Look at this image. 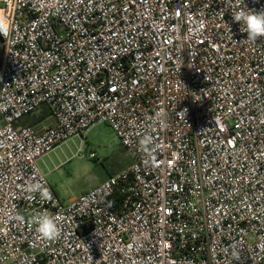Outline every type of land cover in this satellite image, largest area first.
Returning <instances> with one entry per match:
<instances>
[{"label":"built area","instance_id":"obj_1","mask_svg":"<svg viewBox=\"0 0 264 264\" xmlns=\"http://www.w3.org/2000/svg\"><path fill=\"white\" fill-rule=\"evenodd\" d=\"M240 8L264 0H0V264H264V38ZM101 124L131 164L64 203L39 160Z\"/></svg>","mask_w":264,"mask_h":264},{"label":"rangeland","instance_id":"obj_2","mask_svg":"<svg viewBox=\"0 0 264 264\" xmlns=\"http://www.w3.org/2000/svg\"><path fill=\"white\" fill-rule=\"evenodd\" d=\"M35 118L38 119L25 118L20 125L37 123ZM38 164L60 201L66 203L127 168L131 159L112 130L101 124L83 138L75 137L61 144Z\"/></svg>","mask_w":264,"mask_h":264},{"label":"clouds","instance_id":"obj_3","mask_svg":"<svg viewBox=\"0 0 264 264\" xmlns=\"http://www.w3.org/2000/svg\"><path fill=\"white\" fill-rule=\"evenodd\" d=\"M233 20L242 27L241 32L247 33V40L255 43L258 39L264 38V11L245 10L240 8L233 15ZM58 217L50 214L38 213L31 217V222L36 225V232L42 239L55 240L61 234L58 224Z\"/></svg>","mask_w":264,"mask_h":264},{"label":"crops","instance_id":"obj_4","mask_svg":"<svg viewBox=\"0 0 264 264\" xmlns=\"http://www.w3.org/2000/svg\"><path fill=\"white\" fill-rule=\"evenodd\" d=\"M0 43H1V41H0ZM2 50V49H1ZM0 58H1V53H0ZM23 121V120H22ZM48 155H46V156H44L43 158H41L40 160H39V162H42L43 161V159L45 158V157H47Z\"/></svg>","mask_w":264,"mask_h":264},{"label":"trees","instance_id":"obj_5","mask_svg":"<svg viewBox=\"0 0 264 264\" xmlns=\"http://www.w3.org/2000/svg\"><path fill=\"white\" fill-rule=\"evenodd\" d=\"M34 121H38V120H34ZM21 123H22V121H21ZM33 124H35V122H29L28 123V125H33Z\"/></svg>","mask_w":264,"mask_h":264}]
</instances>
